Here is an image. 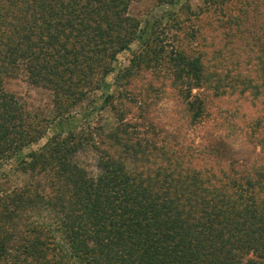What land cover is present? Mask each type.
Masks as SVG:
<instances>
[{
  "label": "trees",
  "instance_id": "16d2710c",
  "mask_svg": "<svg viewBox=\"0 0 264 264\" xmlns=\"http://www.w3.org/2000/svg\"><path fill=\"white\" fill-rule=\"evenodd\" d=\"M134 1L0 0V160L101 86L144 33L128 13ZM120 78L118 99L170 87L192 121L211 91L224 108L217 143L243 134L258 152L233 159L217 145L169 144L126 111L98 140L53 134L18 162L24 180L0 190V264H264V0H182ZM14 79L49 92L50 119L5 87ZM87 149L96 172L78 161Z\"/></svg>",
  "mask_w": 264,
  "mask_h": 264
},
{
  "label": "rangeland",
  "instance_id": "374dc122",
  "mask_svg": "<svg viewBox=\"0 0 264 264\" xmlns=\"http://www.w3.org/2000/svg\"><path fill=\"white\" fill-rule=\"evenodd\" d=\"M182 0H177L173 5H154L151 0H138L130 4L128 13L138 17L141 20L140 27L144 30L140 39H135L130 43L129 48L120 52L113 63V70L105 77L101 86L92 91L87 97L78 103L68 115L52 119L44 135L26 145L11 158L0 160V190L11 189L20 184L25 174L16 172L15 167L25 155L38 149L53 134H65L68 131L78 132L79 130L91 131L94 140L97 139L99 130H109L120 124L118 118L123 111L125 120L131 123V126L142 127L148 125L150 131L154 129L159 132V138L166 139L169 144L182 142L187 148L192 142L198 145L221 146L217 138L223 137V127L221 120L223 118V107H220L217 98L211 91L204 90V101L206 103L205 114L202 118L192 121L186 105L183 100L176 95L175 91L166 87L162 92L153 90H142L134 97V101L128 99H118L117 93L122 91L120 88V73L122 68L129 63L133 52H137L141 42L150 35L153 24L159 19L165 21L167 13L176 10ZM153 82L152 76L148 73L144 75V82ZM142 84L143 81H140ZM137 87L139 86L135 82ZM159 88L160 85H154ZM5 87L21 97L27 107L32 111H41L51 118V102L49 92L28 85L24 81L14 79L5 84ZM138 91V90H137ZM194 93L197 90H193ZM202 93V92H200ZM108 94H114L113 104H105L104 98ZM221 119V120H220ZM237 132V131H236ZM96 134V136H95ZM98 140V139H97ZM170 141V142H169ZM228 146L223 148V153L233 159H242L254 157L259 147H252L246 143L243 134H236L232 142H227ZM78 161L88 170L97 171L95 166V153L92 150H84L77 155Z\"/></svg>",
  "mask_w": 264,
  "mask_h": 264
}]
</instances>
